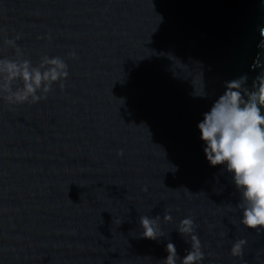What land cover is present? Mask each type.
Wrapping results in <instances>:
<instances>
[{"label": "water", "instance_id": "obj_1", "mask_svg": "<svg viewBox=\"0 0 264 264\" xmlns=\"http://www.w3.org/2000/svg\"><path fill=\"white\" fill-rule=\"evenodd\" d=\"M261 26V0H0V55L18 37L34 62L69 66L63 92L0 101V264H161L168 240L189 247L175 230L188 215L203 264H264V233L229 210L196 129L223 81L250 83L257 52L264 64ZM141 215L164 236L139 237Z\"/></svg>", "mask_w": 264, "mask_h": 264}, {"label": "clouds", "instance_id": "obj_2", "mask_svg": "<svg viewBox=\"0 0 264 264\" xmlns=\"http://www.w3.org/2000/svg\"><path fill=\"white\" fill-rule=\"evenodd\" d=\"M259 31L261 39L257 48L264 50V26ZM17 38L4 41L13 48V55H0V101L9 106L37 104L47 99L54 87L63 92L69 76L66 60L44 54L34 62L16 44ZM260 54L257 52L250 65L251 69H259L251 82L247 74L223 81L222 91L210 100L196 122L204 159L209 166H219V172L227 173L235 190L236 199L229 210L236 214L241 227L257 234L264 233V64L258 60ZM65 55L78 58L74 49ZM207 95L204 91L197 96ZM158 219L159 215L139 216V237L156 240L164 236ZM162 219L173 218L170 213H164ZM175 230L187 237L189 247L181 256L175 244L168 240L161 264H203L205 252L193 217L180 218ZM245 243L243 239L233 241L230 254L239 256Z\"/></svg>", "mask_w": 264, "mask_h": 264}]
</instances>
